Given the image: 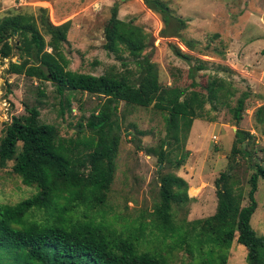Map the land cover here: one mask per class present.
Masks as SVG:
<instances>
[{
	"label": "trees",
	"instance_id": "obj_1",
	"mask_svg": "<svg viewBox=\"0 0 264 264\" xmlns=\"http://www.w3.org/2000/svg\"><path fill=\"white\" fill-rule=\"evenodd\" d=\"M140 1L159 16L162 26L173 18L164 2ZM19 9L0 16V65L6 60L4 72L50 83L61 99L58 116L64 110L70 112L71 93L93 95L99 102L87 116L78 117L74 138L61 137L53 125L40 122L36 107H24L25 115L11 117L4 124L0 169L11 162V172L35 192L14 204H0V264H225L233 241L243 247L245 264H264V236L256 235L249 224L256 208L257 181L264 180V168L258 163L248 166L243 196L239 175L235 174L240 168L235 157H250L241 144L248 145L252 136L241 130L234 131L226 169L213 181L216 203L212 215L176 221L173 207L190 199L186 182L173 174L158 176V201L148 214V222L140 220L132 226L121 223L115 229L100 212L115 171L122 132L120 103L124 107L151 106L162 114L165 133L156 152L157 162L178 166L181 158L171 160L170 149L177 150L184 142L193 120L214 121L203 115L204 105H209L210 111H216L218 104L226 105L238 124L249 94L241 92L230 107L226 103L234 97L230 86L216 76L198 84L195 74L206 69L205 62L175 45L170 48L177 58L195 63L186 72L189 88L160 85L155 64L142 54L149 35L132 19H118L117 3L109 8L101 47L120 63L123 72L108 70L92 76L70 71L62 51L70 21L53 25L45 8H36V16ZM176 20L178 29H184L185 23ZM178 29L169 35L161 29L160 34L177 39L192 52L195 42L183 39ZM129 63L132 69L127 68ZM217 67L230 73L226 67ZM36 91L43 95L38 86ZM263 109L255 110L257 120ZM125 130L133 141L144 135L132 124ZM260 163L264 165V158Z\"/></svg>",
	"mask_w": 264,
	"mask_h": 264
},
{
	"label": "rangeland",
	"instance_id": "obj_2",
	"mask_svg": "<svg viewBox=\"0 0 264 264\" xmlns=\"http://www.w3.org/2000/svg\"><path fill=\"white\" fill-rule=\"evenodd\" d=\"M160 1L167 5L173 17L169 18L167 26H162L159 16L147 10L140 0H29V6L19 9L20 12H31L36 16V8H45L53 25L70 21L67 43L62 46L70 71L92 76H99L108 70L123 72L120 63L101 47L102 29L109 16V8L117 3L118 19H132L133 24L149 35L142 54L155 64L160 85L189 88L186 72L195 63L177 58L170 48V45H175L180 51L205 62L206 69L195 74L194 79L198 84L202 85L210 76H216L230 86L231 92H234V97L226 100L230 107L241 92L249 94L238 124L234 123L226 105L218 104L216 111H210L209 105H204L203 115L214 121L193 120L184 142L177 150L170 149L171 160L181 158L178 166L174 162H157L156 152L165 133L162 114L151 106L139 108L119 104L122 132L115 171L106 200L100 208L105 221L115 229L121 223L132 226L136 221L148 222V214L158 201V176L164 174L180 177L187 184L186 195L190 200L178 208L173 207L176 221L183 219L187 222L212 215L216 203L213 181L226 169L235 130L252 136L248 145L242 143L250 157H235L236 165L240 166L235 174L239 175L238 185L242 188L243 196L247 191L248 166L258 163L264 168L260 163L264 158V109L260 120L254 115L258 107L264 106V0ZM3 4L8 2L4 1ZM5 12H0V16ZM177 18L185 23L184 29H178ZM175 28L183 39L195 42L192 52L186 50L177 39L160 34L161 29H164L165 35H169ZM132 65L129 63L127 68L132 69ZM217 66L228 68L230 73L220 71ZM5 67L6 60L0 65V137L4 124L11 117L25 115L24 107H36L40 122L53 125L61 137L74 138L78 117L87 116L90 108L99 102L98 97L93 95L71 93L68 97L70 112L64 110L63 115L58 116L61 99L54 94L50 83H38L22 75L6 74ZM36 86L42 96L37 94ZM127 124L134 125L144 133L138 137V142L126 135L129 132L125 130ZM10 166L11 162H8L5 168L0 169V204H14L35 192V188L20 183ZM254 199L256 208L249 224L256 235L264 236L262 179L257 181ZM245 204L244 199L241 205ZM244 255L243 247L233 241L225 264H245Z\"/></svg>",
	"mask_w": 264,
	"mask_h": 264
},
{
	"label": "built area",
	"instance_id": "obj_3",
	"mask_svg": "<svg viewBox=\"0 0 264 264\" xmlns=\"http://www.w3.org/2000/svg\"><path fill=\"white\" fill-rule=\"evenodd\" d=\"M4 1H7L8 4L4 5ZM29 5L28 0H0V12H4L6 10H17Z\"/></svg>",
	"mask_w": 264,
	"mask_h": 264
},
{
	"label": "crops",
	"instance_id": "obj_4",
	"mask_svg": "<svg viewBox=\"0 0 264 264\" xmlns=\"http://www.w3.org/2000/svg\"><path fill=\"white\" fill-rule=\"evenodd\" d=\"M29 1V0H28ZM29 4H30V2H29Z\"/></svg>",
	"mask_w": 264,
	"mask_h": 264
},
{
	"label": "water",
	"instance_id": "obj_5",
	"mask_svg": "<svg viewBox=\"0 0 264 264\" xmlns=\"http://www.w3.org/2000/svg\"><path fill=\"white\" fill-rule=\"evenodd\" d=\"M242 147H243V144H242Z\"/></svg>",
	"mask_w": 264,
	"mask_h": 264
},
{
	"label": "clouds",
	"instance_id": "obj_6",
	"mask_svg": "<svg viewBox=\"0 0 264 264\" xmlns=\"http://www.w3.org/2000/svg\"><path fill=\"white\" fill-rule=\"evenodd\" d=\"M7 11V10H6Z\"/></svg>",
	"mask_w": 264,
	"mask_h": 264
}]
</instances>
